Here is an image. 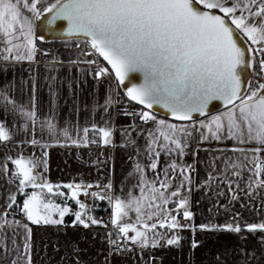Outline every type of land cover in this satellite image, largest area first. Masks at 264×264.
Masks as SVG:
<instances>
[{
	"label": "snow or ice",
	"instance_id": "snow-or-ice-1",
	"mask_svg": "<svg viewBox=\"0 0 264 264\" xmlns=\"http://www.w3.org/2000/svg\"><path fill=\"white\" fill-rule=\"evenodd\" d=\"M45 14L48 15L45 17ZM41 17H45L47 26L66 22L68 36L85 37L84 43L91 51L82 54L98 55L110 66L98 67L95 79L112 77L117 86L125 87L124 94L130 102L143 106L139 111L125 110L124 115L138 117L143 124L151 123V127L140 128L133 120L121 132L126 138L125 146L132 145L138 158L143 152L147 163L137 159L129 172L136 183L126 193L114 194L111 180L103 185L80 182L54 186L45 179L43 172L38 171L41 167L47 171L46 152L41 157L9 158L16 171L10 172L6 164L2 167L18 181V191L26 197L21 205L15 194L10 195L7 207L0 211V250L7 254V245L3 243L8 238L7 229H13V234L18 228L25 232L22 248L16 240H11L16 258L10 264H32V230L28 223L8 219L15 215L11 209L16 206L31 224L60 225L66 214L74 216L73 226L79 224L88 228L102 224V220L88 214L92 209L79 199L80 194L94 201L107 200L111 207L110 223L117 229V239L112 240L109 233L108 241L118 252L131 250L127 246L129 243L138 247L141 253L166 245L178 247L182 239L179 231H195L196 227L236 234L242 231L264 233V222H241L239 213L232 222L224 225L196 226L191 223L194 215L190 210L192 173L196 171L195 157L200 149L191 153L192 163L183 162L194 134L201 143L226 138L238 145L253 143L257 147L219 149L221 153L239 152L241 155L213 157L210 165L213 172L208 173L203 186L208 187L213 181L226 184L231 193L229 202L237 201L240 197L236 189L240 185L228 179V175L243 178L247 171L245 187L240 190L251 199L252 193L264 189V156L261 155L264 152V0H54L51 3L46 0H0V44L4 45L0 56L4 60L34 61L39 51L36 41L44 39L34 32V21ZM76 47L80 48V44ZM41 54L51 55L48 52ZM257 56L260 57L259 72L256 73L259 80L253 87V82L244 80L242 73L246 68L254 70ZM53 60L59 63L55 57ZM83 62L96 63L95 60ZM130 73L142 74L143 82L125 85ZM49 80V92L55 101L57 77L50 76ZM32 93L30 104L25 106L7 90L0 89L3 106L11 105L14 113L29 122L25 130L32 129L33 133L27 143L41 144L35 137L37 126L42 137L46 135L50 140H59L62 136L77 147L112 143L114 130L110 124L93 123L82 128L77 124L70 128L61 126L52 113L41 117L35 106L34 84ZM216 100L223 102L226 111L209 115V105ZM112 103V97H106L104 110L107 111ZM154 106L165 109L180 123L158 120L153 112L143 110H151ZM194 114L206 119L197 121ZM132 132L144 139L142 148L137 147ZM12 139L10 125L0 122V142ZM162 155L168 161L160 168ZM217 160L221 165L219 173H216ZM148 170L152 176L146 174ZM29 187L33 189L30 193L25 191ZM200 187L196 185L197 189ZM59 188L71 190L70 196L55 190ZM93 188L99 191H90ZM219 195L224 193L221 191ZM52 196L71 199L79 210L74 211L67 200L64 204L54 203ZM220 207L228 210L225 205ZM54 213L59 218H53ZM130 213H134V217ZM178 217L189 223H182ZM192 247H198V242L193 240ZM154 259L150 257L149 264Z\"/></svg>",
	"mask_w": 264,
	"mask_h": 264
},
{
	"label": "crops",
	"instance_id": "crops-1",
	"mask_svg": "<svg viewBox=\"0 0 264 264\" xmlns=\"http://www.w3.org/2000/svg\"><path fill=\"white\" fill-rule=\"evenodd\" d=\"M26 15L31 16V13ZM37 20L34 21V32L37 34ZM250 43V42H249ZM4 45L0 44V51ZM48 52L51 55L45 56L41 53ZM90 52L89 50L77 47H63L55 49L39 50L32 62L27 60L15 61L14 59L4 60L0 56V89L7 90L10 95L18 102L28 106L30 97L33 95L32 86L35 85V106L41 117H48L50 113L54 114L55 120L61 126L75 127L77 124L82 128L95 123L97 125L110 124L112 127V143L108 146L89 145L77 147L71 141H66L62 136L59 140H50L46 135H40L39 126L34 130L35 137L41 140L40 145H31L26 141L32 139L33 130H25V125L29 123L23 120L18 113L12 111L11 105L7 108L0 101V122L10 125L13 139L9 142H0V211L7 207L8 197L12 194L16 196L21 194L18 191V181L6 172L2 165L6 164L10 172H15V165L11 163V159L18 156L24 157H41L44 152L47 153V171L43 167L47 177L53 175L55 170L62 171L64 178L54 180L52 184L63 185L68 183H97L106 184L111 180L114 194L126 193L132 185L136 183L135 178L129 176L134 162L139 159L141 163H147V158L143 152L139 158L136 156L135 148L132 145L125 146V137L122 136L121 129H127L133 122L132 116L124 115L126 106L121 108L117 104L116 84L112 77H103L99 80L95 79V69L91 64L83 61L93 60L95 55H83L82 53ZM55 57L59 63L53 60ZM75 61V63H72ZM99 67H104L101 63ZM55 69V71H53ZM259 58L256 57L254 70L249 69L248 80L252 81V86L256 87L259 77ZM56 76L55 91L58 93L55 101L49 92V77ZM69 85L71 87H69ZM247 91V89H245ZM111 96L113 103L107 111L104 110L103 104L105 98ZM237 103H239L237 101ZM99 106H96V105ZM87 106V108L85 107ZM96 106V107H94ZM128 107V106H127ZM231 107V106H229ZM77 108L79 111H77ZM120 109V110H119ZM138 111V110H135ZM226 111V108L215 112L211 115H218ZM157 119H165L157 117ZM205 117L198 119L204 120ZM168 120V119H166ZM172 123H180L168 120ZM140 128L151 127V123L140 125ZM132 137L137 140V147L142 148L144 139L137 136L136 132H132ZM75 138V137H74ZM234 147L253 148L257 145L253 143L236 144L232 139H224L222 141L199 142L197 134H194L188 155L183 158L184 163H192L193 156L191 153L200 149L195 157L196 171L192 173L193 186L190 194V210L193 212L191 223L198 226L200 224L224 225L233 221L236 213H239V220L247 223L264 222V189L252 193V198L245 194V181L248 172H244L243 178L234 177L230 173L228 179L239 183L240 188L236 189L237 195L240 197L237 201L231 203V193L226 184H219L213 181L210 186H203V182L208 173L213 172L212 158L216 156L226 155L233 158L240 156L239 152L221 153L219 149H232ZM204 149H208L205 151ZM109 155V161L104 163L99 158ZM264 156V152L261 153ZM168 158L160 157L159 167L162 168L167 163ZM105 169H104V167ZM220 161H216V173L220 170ZM152 176L150 170L146 173ZM196 185H201L199 189ZM235 188V185H233ZM30 188V187H29ZM27 189V188H26ZM25 189V191H26ZM63 188H59L61 190ZM99 191L97 188L90 189ZM33 191V189L31 190ZM30 191V192H31ZM224 195H219V192ZM29 192V193H30ZM71 192L68 191V196ZM60 196H52L53 201H57ZM61 199V198H59ZM63 202V201H60ZM71 204V203H70ZM247 205L242 207L241 205ZM220 205L227 206L226 210ZM73 209L76 208L72 204ZM211 209V211H209ZM14 216L8 219L19 220L22 223H28L31 228V260L32 264H94L92 258L96 254L94 246L98 245L101 240L95 238H86L79 236L80 232H84L86 228L77 224L63 223L60 225H46V228L58 231L59 229H68L76 231L75 236L58 237L54 232L47 234V237H35V232L40 224H31L23 214L19 215L17 211L11 209ZM134 213L130 216L134 217ZM182 223H189L184 221ZM74 220V217L73 219ZM133 222H135L133 220ZM113 231L117 233V229L112 225ZM88 229L102 232L107 238L110 233L109 227L90 225ZM8 238L3 242L7 245V254L0 250V264H10L11 260L16 256L12 253L13 245L11 240H16L17 245L24 243V229H7ZM160 231H165L161 229ZM182 239L179 246H164L158 248H148L143 253L140 249L131 244V250L122 253H112L109 248L100 258L99 264H149V258L154 257L152 264H264V239H253L246 231L239 234L229 231H205L196 227L195 231L191 229H183L179 231ZM37 235V234H36ZM129 235H132L130 232ZM99 239V238H98ZM198 242V247H192V241ZM93 247V248H92ZM106 259V260H105ZM23 264V262H21Z\"/></svg>",
	"mask_w": 264,
	"mask_h": 264
},
{
	"label": "trees",
	"instance_id": "trees-1",
	"mask_svg": "<svg viewBox=\"0 0 264 264\" xmlns=\"http://www.w3.org/2000/svg\"><path fill=\"white\" fill-rule=\"evenodd\" d=\"M51 2H54V0H46V3H51ZM46 36H47V38H44L43 40H37L36 41V45H37V48L39 50L55 49V48H63V47H76V44L79 43L81 49L91 51L90 47L84 43V40L86 38L83 36H64V37H60V36L59 37H51L49 35H46ZM95 58L97 60H99L100 63L104 67H109L107 65V63L103 60L102 57L95 55ZM115 84H116V82H115ZM116 98H117V104L119 107L134 106L137 108L138 111L143 108L140 105L136 104L135 102H130L128 100V98L125 96L122 88L120 86H117V84H116ZM143 110L147 111L146 109H143ZM156 117H160V116L156 115ZM133 120H135V122H137V123L140 121L138 117H136V118L133 117ZM91 135L92 134L90 133L89 136L91 137ZM89 145H99V144H89ZM31 190H32V188H27L26 192H30ZM62 191L68 194L67 189L63 188ZM24 199H25V196L22 193L17 195L18 204H21ZM65 200H67L68 203H69V201H71V199H68L66 197H62L61 199L57 198V201H59V202L65 201ZM13 209H14V211H17V213H19V209L16 206H14ZM91 209H92V211L88 214L97 218L98 216L103 215L104 213H106L108 211V202H107V200H103V201L100 200L99 204L97 206L91 207ZM19 215H21V213H19ZM72 219H73L72 215H70V214L66 215L65 219H64V223H71L73 221ZM246 233L253 239H264V233H262V232L257 231L255 233H252V232L246 231Z\"/></svg>",
	"mask_w": 264,
	"mask_h": 264
},
{
	"label": "rangeland",
	"instance_id": "rangeland-1",
	"mask_svg": "<svg viewBox=\"0 0 264 264\" xmlns=\"http://www.w3.org/2000/svg\"><path fill=\"white\" fill-rule=\"evenodd\" d=\"M47 14H45V17H46ZM45 17H41L40 19H37V26H38V31H37V34H38V37L39 36H43L44 38H47V34H46V31H45V26H44V21H45ZM253 71V69H251V72ZM121 108H124V107H121ZM127 111H135L137 110L136 107L134 106H128L126 107ZM125 109V108H124ZM141 125V124H140ZM97 158H99L101 161H103L104 163H107L109 161V155H106L104 157H99L97 155ZM104 167V166H103ZM105 169V167H104ZM38 171H41L43 172V175L45 177V179L48 181V182H53L54 180H59L61 178H64L63 174H62V171H57L55 170L53 172V175H49V177L46 176V174H44V171L43 169H38ZM66 189V188H65ZM56 191H62L63 189L61 190H58V189H55ZM68 191L71 192V190L67 189ZM115 191H117V187L114 188ZM36 191H40L39 189H36ZM45 192H46V189H45ZM26 198V197H25ZM51 198V197H50ZM59 198H62V197H59ZM54 203H57V204H64L65 201L63 202H56V201H53ZM71 203V204H70ZM67 204L73 209L72 207V204H74L76 206L75 209H73L74 211L75 210H79L78 209V206L74 203V201H69V203L67 202ZM22 205V203H21ZM41 212H43V209H41ZM66 215H69V214H66ZM65 215V216H66ZM71 215V214H70ZM73 216V215H72ZM74 217V216H73ZM53 218H59L57 215H55V213L53 214ZM65 219V217H64ZM73 224V221L71 222ZM49 225V224H48ZM55 229V228H54ZM51 230L50 228H46V224H43L40 225L36 230H34L35 232V237H47V234L54 232L55 235H57L58 237H62V236H75L76 235V231H72V230H68V229H59L58 231H54ZM96 230H93V229H88L86 228V230H84V232H80L79 236H82L84 238H86V240H88L89 238H95V240H101V242L99 241L98 242V245L94 246V250L96 252V254L94 255V257L92 258V263L94 264H99L100 263V258L103 257L104 253L107 252V249L109 248V241H108V236L107 238L105 239V236L102 235V232H98L96 233L95 232ZM37 234V235H36ZM88 238V239H87ZM99 238V239H98ZM93 248V247H92ZM106 260V259H105Z\"/></svg>",
	"mask_w": 264,
	"mask_h": 264
},
{
	"label": "water",
	"instance_id": "water-1",
	"mask_svg": "<svg viewBox=\"0 0 264 264\" xmlns=\"http://www.w3.org/2000/svg\"><path fill=\"white\" fill-rule=\"evenodd\" d=\"M59 25V26H57ZM44 26H45V31L46 34L51 36V37H64V36H68L66 34V22L64 21H58L56 25H52V26H47L45 21H44ZM241 44L243 45V41H241ZM109 66V65H108ZM110 68V66H109ZM248 74H249V69H245L242 73V78L244 80H248ZM143 82V77L142 74L140 73H130L129 74V78L125 81V85L127 86H131L132 84H140ZM122 88V90L125 93V87L123 85L120 86ZM141 106V105H140ZM143 107V106H141ZM225 109V106L223 104L222 101L216 100V101H212L209 105V115L218 112L220 110ZM147 111H151L153 112L155 115H159L162 118L165 119H169V120H173V118L170 116V114L163 108L159 107V106H154L153 109L148 110ZM204 116H200L199 114H194V118L196 120L203 118Z\"/></svg>",
	"mask_w": 264,
	"mask_h": 264
},
{
	"label": "built area",
	"instance_id": "built-area-1",
	"mask_svg": "<svg viewBox=\"0 0 264 264\" xmlns=\"http://www.w3.org/2000/svg\"><path fill=\"white\" fill-rule=\"evenodd\" d=\"M258 58L260 59L259 56H258ZM93 60H95L96 63L91 64V65H92L95 69H96V68L98 69V67L100 66V61L97 60L96 58H94ZM138 123L141 124V125H145V124H143L141 121H139ZM90 191H92V190H90ZM79 199H80L81 201L86 202V203L89 205L90 208H91V207H94V206H97V205L99 204V202H100L99 199H96V200L94 201L91 197H85V196L82 195V194L79 195ZM110 216H111V207H110V205L108 204V211H107L106 213H104L103 215H100V216L97 217L98 220H102V221H103V223H102V224H98V226H105V225H106L105 227H109V229H110V233L112 234V235H111V239H112V240H116V239H117V233H115V232L113 231L112 224L110 223ZM109 245H110V244H109ZM127 246H128V248H129V247L131 246V244L129 243ZM110 250H111L112 253H122V252H124V251H122V252H118L117 248H116V247H112V246H110ZM125 251H126V250H125Z\"/></svg>",
	"mask_w": 264,
	"mask_h": 264
}]
</instances>
